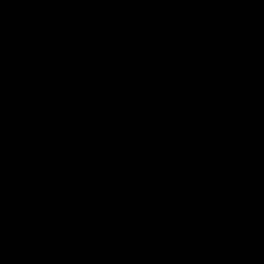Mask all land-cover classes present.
<instances>
[{
	"label": "water",
	"instance_id": "water-1",
	"mask_svg": "<svg viewBox=\"0 0 264 264\" xmlns=\"http://www.w3.org/2000/svg\"><path fill=\"white\" fill-rule=\"evenodd\" d=\"M0 264H264V0H0Z\"/></svg>",
	"mask_w": 264,
	"mask_h": 264
}]
</instances>
